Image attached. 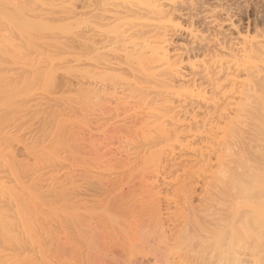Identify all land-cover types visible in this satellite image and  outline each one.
<instances>
[{"label": "rangeland", "instance_id": "rangeland-1", "mask_svg": "<svg viewBox=\"0 0 264 264\" xmlns=\"http://www.w3.org/2000/svg\"><path fill=\"white\" fill-rule=\"evenodd\" d=\"M101 1L103 3V0H0V145H1L0 146V170H1L0 172H2L0 173V179L3 177L1 179V182H3V184L6 183L5 185H9L7 187L11 189V191L9 192L8 188H5L3 186V189H2L1 187L0 196H2L1 194H3V196H8L10 194L11 197H14L16 194H18V193L14 194L15 187H16L15 192H17L18 189H19L18 191L20 194L24 191L23 194L27 195L26 197L29 199V202L31 201L30 202L31 205H29V208H26V211L24 210L25 212H23V215L26 216L25 218H27V220L28 219L31 220L32 222L34 221L33 222L34 224L35 222L37 223L38 221L37 218L40 217L37 214H41L40 220L41 218H43L41 222L43 223L44 221V223L43 224L40 223V220H39L38 222L40 223V225L42 227L44 225V227L49 228V229L46 228L48 232L53 231L58 234L57 236L60 235L59 238L60 239L64 238L62 240L63 242L65 241L66 243V245L64 246L65 243H63L62 240L57 239V241L59 240V243L55 242V244L54 243L52 244V246L54 245V248L52 247L54 250L50 249L51 251L48 252L49 254L48 256L46 255V259H43L42 257L43 260L41 259L42 260L41 261L39 259L37 260V263L41 261L39 264H47V263L50 264V262L52 261L53 264L54 263L55 264L56 263L66 264L67 259H68L67 264H167V262L168 264H171L172 260H175V262L172 261L173 264H176V263L177 264H180V263L189 264V262L190 263L194 262L193 264H196V263L201 264V262L202 264L203 263L207 264L206 262L208 259L206 260L204 257H205V254H206V258L210 259V257H212L209 255L210 248H212L211 246L214 245V247L216 248L217 245L219 247L220 245L221 246L223 245V248L225 249L226 243L232 238L233 240L231 239L230 241L231 244H233L234 246L236 245L237 247L238 246L240 247V248L238 247L239 249H237V247H234V246L232 248L233 249L236 248L237 250L234 249L235 251H238L241 249L240 251L242 252V254L240 252L241 254L239 255L240 258L237 259L238 256H236L234 257L235 260L233 261L231 259L232 262L230 261L231 263L228 262V264H264V213H262L264 212V209H262L261 214L258 217L259 220L258 219L256 220L257 217L252 218L253 215H255V214H252L253 210L251 212V209L249 208L250 209V212H249L247 208L248 205H249L248 207L258 206L257 204L261 203L260 202L261 200L262 202L264 201L263 199L264 198V118H263L264 116H262V114L264 113L263 111L264 109L261 111L264 104L263 105L260 104V106H258V110L256 106L255 107L256 110L254 109L251 112L252 114L248 112L247 114L250 113V115L248 116L246 115L245 118L243 117L244 119H246V117L248 119L247 121L245 120V122H247L248 124L244 122V119L242 120L244 122V127H241V125L243 124V122L241 121L239 122L237 121L239 124L236 122L238 126L234 124V127L235 126L237 128L239 127L238 129H235L237 132L234 131L232 128V130L234 131V135L232 133V130H231L232 134L228 132L230 136L233 135L235 137L234 142L237 143V145L233 141H232L233 145H231L232 142H229L230 147L234 146L233 147L234 149L232 147L229 148V150L231 149L232 151L231 150L228 151V152H234V154L232 153L233 156L231 155V157L233 158L229 156V154L231 153L226 154L225 156L226 160L230 159L228 160V165H227V162L224 163V166L227 165L225 168H228L231 165L228 169L230 170V172H228V170L226 169L228 175L225 174L226 177L229 176L226 178L228 179L227 180L228 182H226V184H223L225 183L224 177L222 178L223 180L221 179L223 182L216 179L219 182V186H221L222 184L224 185V188L222 186L220 187V189L217 184L216 185L218 187L215 186L216 189L218 188V190L221 192L224 190L222 193L220 192L222 195L221 197L219 195L218 197L216 196L217 194H220V193H217L219 191H217L216 189L214 190L213 189L214 185H210L209 183H208L209 185L206 183L207 186L203 184L195 185V183H193L192 181H191L192 183L190 181L188 182V179H187V183H186L187 187H184L182 186V184H179L181 182L180 178L183 177L180 174L182 170H179V174L182 177L179 176L180 180L178 179V183L176 184L177 187L175 188V185H174V188L170 187L169 191L167 190V188L164 189V187H163L164 189L163 190L162 186L158 187L161 189L159 190L158 188H156L157 186L155 184H152L153 186L154 185L156 186V187H153L156 189H153L150 184L155 182V181L153 182L155 178L151 180L152 182L151 181L149 182L150 186L146 185L147 189H144L146 188L145 186L142 189L137 188L139 192L135 190V194L137 192L136 194L137 198L135 195L136 199H134L135 201L139 197L140 200L139 199L138 200L140 202L142 199L143 202L145 201L144 204H149L151 202V205L152 204L155 205L154 203H156L157 201V200H155V202H152V200H150V202L148 201L149 199H151L150 198L151 192H152L151 189H153L155 193H156V190L159 191V193L157 192V197L159 196V203L157 206H160V208L159 207L157 208L161 210L162 214H164L163 215L164 218H160L162 219V221L160 222L161 223L164 222L161 225L166 224L165 226L168 227L169 219H171L170 216H173L172 213H170L171 215H169V212H167V210L169 209L168 207L165 206V202L167 201V199L165 198L168 192H170V195L171 196L173 195L174 198H178L179 195L176 197L177 194H180L181 195L180 197H183L182 192L185 191L184 189L191 188L190 189L191 192L190 190L188 192V189L186 190V194L188 193V197L191 198V200L187 197L185 193H183V195L184 196L186 195V198H188V199L185 198L187 201L185 200L184 201L189 204L187 205V203H185L188 206V209H185V208L184 209L185 211H187L188 215H190L188 220H190L191 216L192 218H194V220L191 218L190 222L187 221L186 219L185 221L191 223L192 220L193 222L195 220H198L201 226L202 225L200 223L201 220H199V216L198 218L196 216L199 214L200 215L205 214V211L207 212V214H209L207 209L210 210L209 212H211L214 209H217L218 207V209L220 210L219 211L218 209L215 210L216 214H214V211H213L212 213L207 215V218L205 217V220L207 221L208 216L210 217L211 214H214L216 221H218L220 218L219 221L223 222L224 217L221 218L219 213L217 214V211L220 212L223 210L222 214L223 215L225 214V218L227 216L229 218V219L226 218V221L229 220L227 221V224H225L226 221L224 218L225 222H223V224H225L224 225L225 227L227 225V229L231 228L229 226L230 223L234 224V227H233L234 229L231 228V230L233 229L235 234L233 230H232L233 234H231V232L227 230L226 228L225 229L229 231L230 233L227 231L225 232V230H223V227H224L223 224H222L223 226L222 227L220 225V222L218 221L219 224H216V225L221 226L222 229L219 227L218 230L213 231V235L214 237H216L215 235L217 234L218 236L220 235V238H219L220 241L218 239L216 240V238L213 237L216 241L212 239V240H209L210 242L209 241L207 242L206 240H208L209 238H212L209 236L212 234V232L210 234L207 232L208 226L206 224L209 225V222L212 221L210 219L213 216L209 218L210 221L208 220V222H206V221H203L204 218L201 215L202 221L207 226V229L205 227L207 237L206 235H204L203 238L201 237L199 238V235L203 236L200 233L199 235H196V238H195L196 240L200 239V241L193 240L194 242L193 241L191 242V239H190L189 244L191 243V246L198 244L199 249H200L201 245H206L208 243L206 246L210 247V248L208 247L209 252H208V249L207 250L205 249V251L207 252L205 254H202V249L200 250L198 249L196 251L195 249H193L194 251H192L193 253H191L190 255L189 252L191 251L187 252V246L189 244L185 246L186 248H183L182 243H179V241L181 240L179 238L181 234H179L180 231H179L178 226L180 223V230H183L184 233L186 232L184 230L188 228L187 232L188 234H190L191 232H193L192 224L194 223L192 222L191 224L192 226L188 223V225L191 226L192 229L190 227L183 229L182 227L185 228L187 226V223L181 220V222L183 221V224L186 223V226L185 225L183 226V224L180 221L179 222L176 221L177 218L176 220H174L175 217H173L172 220H170V222L174 220L175 223H177V228L172 229L169 232V229L163 226V230L161 232L163 233L164 231L165 235H162V233H160V237L162 236L160 239H163V237H166L168 239L176 238L174 234L178 233L176 232V230L178 229L177 231H179V233L177 235L179 237L176 239L178 240L179 244L178 243L176 244L177 240L175 239H174L175 242H173L171 239H170L171 241L170 240L168 241V239L166 238L164 239H166L167 242L165 240H162L163 242L162 241L159 242L160 239H158V242H156L157 241L156 239V241H154L152 244L154 247L152 245L151 247H149L150 246L149 245L150 243H149L146 247L136 246L135 248V246H133L134 248L132 247V249L134 250H132L129 248L130 243L128 241L127 242L123 241L129 238V236H127V238L125 237V239L123 238L125 234H123V231L121 230L126 229L125 225L121 223L120 225H123V226L119 225V228H121L120 230L117 226V224L120 222L119 219L115 218L116 220L114 221L116 222H113V221L110 222L111 220H108L110 218L109 217L107 218V216H105L106 214L103 210H106L109 208L107 206L109 205V203H107V200L110 201L111 198L108 199V196L109 197L111 196L110 191L114 190V186L117 184L116 183L117 179H118V183H120V182H123V180L125 179V178L123 179V176L127 178L128 176L133 175V173L130 174V169H127V167L131 165L129 164L130 162H135V159H131L130 156H128L129 158H126V156L129 154L124 150V148L121 149V147L123 146L122 143H124L123 138H125V136L129 137L130 139H136L134 138L135 135L133 134V137H132L131 136L132 133L128 130L131 124H133V122L139 121L140 116L139 115L136 116L134 112L132 113V109L134 107L132 106L131 103H129L128 100H127L128 103L127 101L125 102L127 97L123 96V92L121 89L122 87L121 78H125L128 75L127 70L126 71L124 70L126 69L124 68V66L127 65L124 62L126 60L123 61L125 57L122 56L124 54L122 52H125L126 48L123 44H120V42H119V45H117L118 43L112 45V46H115V48L114 47L112 48L110 43L108 44V42L106 41L107 38H109L110 36H116L115 35L117 34L116 32L120 33L121 30L119 29L122 26L120 25L121 22H118V23L112 22L114 23V25L112 23L105 24L104 21L100 19L99 16H101V14L100 13L98 14L96 12H99L98 8L101 5L100 4ZM206 1H210V0H206ZM241 6H243L244 8V12L242 15L235 18V24L239 27L240 32L244 35H250V36L256 34L257 32H264V0H241ZM47 10L49 13L47 12ZM37 11L38 12L40 11L42 13L44 12L43 14L39 12L41 15L44 16V18L43 16L40 17V14L37 13ZM48 16L49 18L47 19ZM98 18H99V21H98ZM181 22L185 26L193 27V28L200 30L202 33H205V34L208 33L207 28L197 18H195L192 23L183 22V21ZM114 26H116L117 30ZM113 27L115 28L116 31L114 30ZM220 32H221V36H226V37L233 36L232 31H229L226 29H223ZM107 33L108 35H106ZM103 34L106 36H104ZM101 38L102 39L104 38V39L102 40ZM103 41H106V44ZM116 46L118 48H116ZM104 49L105 50L108 49L109 51L108 50L105 51ZM122 49L124 51H122ZM114 51L117 52L118 54L121 53V55L116 54ZM118 51H122V52H118ZM112 53L113 54L115 53L114 54L115 56H112L113 55ZM110 54L112 57L110 56ZM116 56H119V57L121 56L120 59H122L121 60L122 62H120V59H118L119 57L116 58ZM113 57L116 59H114ZM196 59H199V57ZM107 61L108 63L106 64ZM109 63H110L109 66H111L110 69L108 68ZM117 63L118 65L121 64L120 66H122L124 69H122L121 67H118ZM122 63L125 65H123ZM102 64L107 65L108 67L107 66L105 67ZM112 66H115L118 69L120 68V70L122 69L126 73L122 72V70L121 71L117 70L115 67H114V70H112L113 68ZM117 72L118 73L120 72L119 75L120 76L122 75V77L119 78V75ZM123 75H125V77ZM263 96H262L263 98L262 102L264 103ZM30 103H32L34 107ZM259 107H260V110H259ZM127 114L128 116H126ZM249 116H252V117H249ZM249 118H253L252 121ZM240 133L243 137L240 135ZM236 136L238 137L241 136L239 138V139L242 138L241 142L239 139H236ZM230 140L228 139V141ZM34 154L37 157L34 156ZM227 156H229L230 158L227 159ZM35 157L36 158L39 157V158L36 160ZM211 158H212L210 159L211 165L212 164L216 165L215 164L216 159L213 157ZM1 159H3L2 160L3 162L1 161ZM10 160H12V162L15 161L14 163L16 164V166L14 163L10 162ZM45 160H48V163ZM42 161H43V164H42ZM38 164H40V167ZM44 164H47L48 166ZM62 164H64V166ZM12 166L15 167V169H13ZM41 166L48 167L47 169L49 171L48 170L46 172L43 171L44 172L43 173L42 170L39 169L41 168ZM1 167L3 170L6 171L7 175L5 174V171L3 173V170L1 169ZM132 167L134 168L136 166H132ZM177 168H180V167H177ZM23 170L26 171V173L25 172L23 173L22 172ZM37 170H41L42 173H40L39 171V173H36V176H35L33 172H36ZM11 173H14V176H17V178L23 174L21 176L23 181H20L22 180L21 177H19L18 178L19 180L17 181H20L21 183L23 182L24 184L22 183V185L24 187H22V185L18 183L17 184L14 183L16 182L15 179L11 181V178L13 175ZM18 173L20 174L22 173V174L19 175ZM134 173L136 174V172ZM24 174H27V175H24ZM126 174L128 176H126ZM147 175L148 177L147 176L146 177L150 180L151 174L148 173ZM24 176L27 178H25ZM39 177L41 179L43 177L44 178L41 180ZM24 178L27 181H24ZM31 181H33V183ZM42 181L43 183H41ZM213 181L214 182H211V183L215 184V180ZM217 181L216 183H218ZM37 182H38V185H37ZM47 182L49 183V187L47 186L48 185ZM113 182H115L116 184L114 185ZM158 182L159 181L156 180V183ZM11 184L12 185L15 184L14 187ZM44 184L46 185V187ZM121 184L120 185L117 184L118 186L116 185L118 187L117 189L118 191L113 192L114 194L119 193V189L121 191L122 189ZM26 185L29 187V190ZM112 185L114 186L112 187ZM17 186L19 188H17ZM39 186L41 190L35 188V187L39 188ZM209 187H211L210 188L211 190L209 189ZM23 188L25 190H22ZM171 188H173L174 191ZM176 189L177 191H175ZM178 189H181V190L183 189L184 191L183 190L181 191ZM212 189L215 192L217 191L216 192L217 194L214 193ZM3 190H6V191L4 192ZM82 190L83 191L86 190L87 192L85 191L83 193ZM115 190H116V187H115ZM165 190L167 192H165ZM7 191L9 194L7 193ZM210 191L213 194L209 193ZM79 192H82L83 195ZM28 193H30V195ZM88 193L90 194V196ZM35 194L37 195V198ZM139 194L140 195L142 194V196L144 194H148V195H144L142 197ZM163 194L164 195L166 194V196H164ZM189 194L191 195V197ZM33 195H35V197ZM209 195H214L215 198L214 196L211 197ZM145 196L147 197L149 196V198H146ZM204 196L207 199H205ZM250 197L252 199L254 198L252 200V203H251ZM32 198H35V199H32ZM209 198L212 200V202L207 203V201H210ZM257 198H259L258 203H256ZM245 199H246L245 202H247V205L245 203L244 204L242 203ZM182 200L179 199L178 201H182ZM214 200H217V201H215L214 203L213 202ZM254 200H255L254 203L256 204H253ZM133 201H131L133 204H131V202L125 201L126 203L128 202L127 204L129 207L123 204L125 202H121L122 203L121 205L122 206L124 205L123 208L121 206V209L125 210L128 208H132L133 206L134 208L137 207L139 205L138 204L139 201H136L137 206L134 205L135 201L134 202ZM147 201L148 203H146ZM163 201H165L164 204L162 203ZM216 202L218 204L221 203L222 205L221 204L220 205L222 207L219 205L216 206ZM129 203L131 204V206L132 205L133 206L130 207ZM213 203L215 204L216 208H213L214 205L211 207ZM3 204L4 205L2 208H4L6 203L3 202ZM141 204L142 205H139V207L135 209L132 208L133 210H135V213L140 212V209L142 208L141 206H144V207L147 206V205L145 206L143 203ZM185 204H182V205L187 207ZM238 204L240 206H243L244 209L246 206L247 210L245 209V211H247L248 213L243 212L242 210L244 209L242 207L241 212L240 210L235 211V213L238 211V215L237 217L236 216L234 217L233 214L235 213H233L234 212L233 205L234 206L237 205L234 208L238 209L239 208ZM149 205L146 207L147 209L146 208L144 209L148 210L149 208L148 211L153 210L154 209L152 207L153 205L152 206L151 205L149 206ZM6 206H5V210L6 209L8 210ZM207 206L208 207L210 206L211 209L213 210L209 209ZM228 206H229V209H228ZM230 206L232 207L230 208ZM150 207L153 209H150ZM189 207L195 210L194 211L190 210ZM262 207H264V204ZM203 208H204V212L202 211ZM230 209L232 210L233 214H229L230 215L229 217L227 212L228 210L229 212H231ZM136 210H139V212H136ZM192 211L194 215H196L197 213L198 214L196 216H193ZM103 212L105 215L103 214ZM131 212H134V211L131 210ZM166 212L168 213L170 218L168 217ZM242 212L244 213V215ZM129 214H131L129 216V219L132 215H134L131 217L133 219V218H136L140 213L138 215L137 214L135 215L132 213H129ZM162 214H160V217L162 216ZM217 215H219L218 219L216 217ZM232 215H233V218L231 217ZM262 215H263V218H261ZM247 217L250 220V222L249 224L247 223L246 225H248L247 227L251 229L250 230L251 232H249V229L247 228V231L249 233L244 234L242 232V229H240V227L244 226L245 222H248V220H245L247 219ZM68 218H70V221ZM139 218H137L138 221L140 220ZM141 218L143 220L139 222L140 224L142 223V221H145V217L141 216ZM34 219L35 220L37 219V220L35 221ZM66 220H68L69 222L67 221L68 223H65ZM231 220L232 222H230ZM135 221L136 220L134 219L132 222H135ZM138 221L135 223L139 224ZM213 221L211 223H213ZM21 223L23 222L21 221ZM110 223L111 224L115 223L116 227L118 228V231L112 230L114 226L112 227ZM128 223L130 224L131 221H129ZM145 223L143 222L142 224H145ZM66 224H68L69 226L70 225L72 226L69 227ZM80 225L81 227H83L81 230H79L81 227H77ZM195 225H197L196 222L194 226ZM200 226H195V227L200 228ZM210 226L212 228L214 225L210 224ZM62 227L66 228V229L63 228L65 230V234L63 232L64 230H62ZM50 228L52 231H50ZM213 228L215 229L216 226H214ZM189 229H191L192 231ZM72 230L73 232H69ZM202 230L204 231V227ZM202 230H199V232ZM222 230L223 232H221ZM80 231L82 233L81 235H80ZM116 231L121 234L118 235ZM173 231L175 232L174 234H173ZM209 231H212V230L209 229ZM219 231L222 234L225 233V235L223 234L224 236H222V234L218 233ZM53 232L51 234L54 235ZM195 232H193L194 234L191 233V235L194 236L196 234ZM39 234H41V231L39 232ZM68 234L70 236H68ZM188 234L182 235V236L185 235V237H183L184 239H182L184 243L183 245L187 243L184 240L188 238ZM229 234L232 237H230ZM9 235H13V234L9 233ZM82 235L83 237H81ZM84 235L85 236L87 235V236L85 237ZM121 235L123 236L121 237ZM191 235H189V238L192 237V239H194V237ZM37 237L39 236H36V238L34 239H37ZM119 237L123 238V240L120 239ZM224 237L227 239L223 241V239L221 238H224ZM42 238H40L39 240L40 241L47 240L46 238H44V240ZM65 238H68V239L65 240ZM76 238H78L77 241H76ZM72 239L75 240L74 243ZM80 239H81V242L79 241ZM121 240L125 242V245ZM217 241H219L220 243L222 241L223 242L220 244L219 242L217 243ZM116 242L117 243L121 242V244L120 243L117 244ZM171 242L176 244L177 246L175 247V245L172 244ZM224 242H225V245L223 244ZM56 243H57L58 248L56 246ZM126 243L128 246H126ZM157 243H160L159 244L160 246ZM228 243H227V246H228L227 248H230L229 245L231 246V244L228 245ZM74 245H77L76 246L77 249L74 248L75 247ZM117 245L118 247L121 246V248L120 247L118 248ZM171 245H174L176 249H180L177 247L181 245L183 250L186 249V251L182 250L185 254L183 252L181 254L180 252V254L175 253V256H173L174 253L172 254L171 252L173 251L174 247ZM62 246L63 248L64 247L66 248V246L68 247L66 249L64 248L67 252L66 251L64 252V249H62ZM79 246H81V248ZM195 246L193 247L189 246L190 248H188V250H192V248H195ZM122 247L123 249L127 247L125 249L126 250L130 249V250L126 252L125 249L122 250ZM147 247L150 249H148ZM214 247L212 249H214ZM204 248H207V247L204 246ZM60 249H61V252H60ZM111 249H113L112 250L113 252L111 251ZM114 249H119L118 251L120 252L121 255L114 253L115 251ZM120 249L122 251H120ZM164 249H166L169 254L162 253V252H167ZM233 249H229V250H233ZM169 250H172V251L169 252ZM57 251H59L60 253ZM198 251H201L200 253L201 255H199L201 257L196 256V254H194L195 252H198ZM115 254H117L118 256H115ZM165 254L167 256H165ZM237 254H239V251L237 252ZM208 255L210 257H207ZM64 257L66 260L62 259ZM195 257L197 258L196 263H195ZM49 258L51 259L50 261H48ZM59 259L60 260L62 259L61 261L63 262H60ZM162 260H165V261L167 260V262L162 261ZM210 260H212V258ZM216 260H217V257L213 258V262L209 261L208 264L210 263L211 264H217V263L221 264L224 261L222 259L223 261L220 260L219 262L221 263H219L217 260V263H216ZM227 261L228 260H226L225 262ZM225 262L224 264H226Z\"/></svg>", "mask_w": 264, "mask_h": 264}, {"label": "bare ground", "instance_id": "bare-ground-1", "mask_svg": "<svg viewBox=\"0 0 264 264\" xmlns=\"http://www.w3.org/2000/svg\"><path fill=\"white\" fill-rule=\"evenodd\" d=\"M100 4L101 5L98 8L99 12H96V13L101 14L102 17L99 15L98 16L100 17V19H102L104 21L105 24L106 23L110 24L112 22H114V23L115 22H117V23L121 22L120 25H122V26L119 29V30H121L120 33L116 32L117 33V34H115L116 36H110L109 38H107L106 41L108 42V44L110 43L111 46L114 44H117V43H118L117 45H119V42H120V44H123L126 48L125 52H122V51H124L123 50L124 48L122 49V51H118V52L124 53L122 55L123 57H125L123 59V61L126 60L124 62L127 65L124 66V68H126V69H124L122 66H120L121 64L118 65V63H117V65H118V67H121L125 71L127 70V73H128V75L126 77H125V75H123L125 78H121V82H122L121 83L122 84L121 89L123 92V96L127 97L125 102L128 100L129 103H131L132 106L134 107L132 109V113L134 112L136 116L137 115L140 116L139 121L133 122V124H131V126L129 127V130H128L132 133V135L130 133L129 134L132 137L134 134L135 135L134 138H136V139H130L129 137L125 136V138H123L124 139L123 140L124 143H122L123 146L121 147V149L124 148V150L129 154L126 156V158H129L128 156H130L131 159H135L136 163L130 162L129 164H131V165L129 167H127V169H130V174L133 173V175H132L133 177L131 175L128 176L126 174V176H128V177L126 178L125 176H123V179L125 178L124 179L125 181L122 179L123 182H120V183H118V179H117L116 183L119 185L122 183L121 184L122 187L120 186L122 189H121V191L119 189V193H115V194L113 192L118 191L117 190L118 185L115 182H113L114 185L116 184L117 186L112 185V187L114 186V190H111L112 191V193L110 191L111 196L110 197L108 196V199L111 198V200L110 201L107 200V203H109V205H107V206L109 208L106 207L108 209L105 208L106 210H103L106 215L104 214V212H103V214L105 216H107V218L108 217L110 218V219H108V220H111L110 222H112V221L116 222V221H114V220H116L115 218L119 219L120 222L117 224L118 228H119V225L121 223L123 225H125L126 229H124V230H121V228H119V229L121 231H123V234H125V235L127 234V235L126 236L121 235V237L123 236V238L125 239V237L127 238V236H129V238H127L128 240L127 239L123 240V238H120V237L119 238L122 239L123 241H126V242L128 241L130 243V246H131V247L129 246L130 249H132L133 246H135V248H136V246L137 247H139V246L146 247L149 243H150L149 247H151V245L153 244L154 241H156V239H157L156 242H158V239H160L162 237V236L160 237V233H162L161 231L163 230V226L166 225V224L161 225L164 222L161 223L160 221H162V219H160V218H164L163 217L164 214H162L161 210L157 208V207L160 208V206H157L159 203V196L157 197V192L159 193V191L156 190V193H155V191H153V189H156V188L162 186V189L164 187V189L167 188V190L169 191V188L170 187L174 188V185L176 188L177 187L176 184L178 183V179L182 176L183 177L180 178L181 180L180 179L179 180L181 182L182 181L183 182L181 183L179 181L180 182L179 184H182V186H184V187H187V184H186L187 179H188V182L192 181L193 183H195V185H201V184L206 185V183L207 184L209 183L210 185H214V188H213L214 190L216 189L215 186H217V185L219 186V182L216 179L223 182L222 178L224 177L225 183H223V184H226V182H228L227 181L228 179H226V178L229 176L226 177L225 174L228 175L227 170L229 169V167L231 165L228 168H225V167L228 165V160H230L228 158L231 157L232 153L234 154V152H228L231 150V149L229 150V148L234 147V146L230 147L229 142L235 141V137L233 136L234 131H236L235 129L239 128V127L237 128L236 126L234 127V124L237 125V123L239 121L243 122L242 120L245 118L246 115L248 116V115H250V113L254 109L256 110V108H255L256 106H257V110H258V106H260V104H262V105L264 104L262 102L263 101L262 96L264 95V32H257L256 34H254L252 36L244 35L240 32L239 27L235 24V18L242 15L244 12V8H243V6H241V0H210V1H206V0H103V3L101 1ZM45 10H43V11H45ZM39 12L37 11V13H39ZM47 12H48V10H47ZM40 13H42V12H40ZM41 16H43V15L40 14V17ZM43 18H44V16H43ZM48 18H49V16L47 17V19ZM195 18H197L207 28V30H208L207 34L202 33L200 30H198L196 28L185 26L181 22V21H183V22L192 23ZM98 21H99V18H98ZM103 21H101V22H103ZM114 23H112V24L114 25ZM117 26H118V24H117ZM114 27L116 28V26H114ZM115 28H114V30H115ZM223 29L232 31L233 36H228V37L221 36L220 31ZM116 30H117V28H116ZM106 35H108V33ZM106 35H104V36H106ZM106 41H103V42H105V44H106ZM113 47L115 48V46H112V48ZM116 48H118V47L116 46ZM121 48H120V50H121ZM108 49H106V50H108ZM115 53L118 54L117 52H115ZM114 54L112 56H115ZM107 55H108V53H107ZM118 55H121V53ZM110 56H111V54H110ZM117 57H119V56H116V58ZM198 57H199V59H196ZM116 58H114V59H116ZM120 58H121V56L118 59H120ZM121 60L122 59H120V62H122ZM108 61L106 62V64L108 63ZM110 63L108 64V66L110 65ZM125 64H123V65H125ZM102 65H104V64H102ZM104 66L106 67L107 65H104ZM112 67H113L112 70H114L115 66H112ZM108 68L110 69L111 66H109ZM115 68L117 70H120V68L119 69L117 67H115ZM122 72H124V71L122 70ZM119 73H118V75H119ZM124 73H126V72H124ZM120 77H122V75L121 76L119 75V78ZM119 83H120V81H119ZM128 101H127V103H128ZM30 104H32V103H30ZM35 104H36V102H35ZM32 106L34 107L33 104H32ZM261 108H262V106H261ZM263 109H264V105H263V108L261 109V111ZM259 110H260V107H259ZM248 112H250V113L247 114ZM254 113H255V111H254ZM254 113H253V115H254ZM255 115H256V113H255ZM126 116H128V114ZM262 116H264V113L262 114ZM132 117H133V115H132ZM249 117H252V116H249ZM253 118H249V119L252 121ZM245 120L246 121L248 120L247 117H246V119H244V122H245ZM244 122L241 125V127H244ZM245 123H247V122H245ZM245 126H247V125H245ZM232 128L234 131L232 130ZM245 128H247V127H245ZM231 130L233 133V135H232L233 138H232V136H230V134H232ZM235 135H237V134H235ZM240 135H241V133H240ZM228 136H230L231 138ZM237 137L238 136H236V139L240 138V137H238V138ZM228 139L229 140L231 139V140L228 141ZM241 139H239L240 142H241ZM233 142L231 143V145H233ZM237 142H239V141H237ZM235 144L237 145V143H235ZM229 153H231V154H229ZM226 154H229V156H230V157L227 156L228 160H226V157H225ZM34 156H36V155L34 154ZM211 157L216 159V161H215L216 165H214V164H212L213 166L211 165V163H210V159H212ZM38 158H36V160ZM231 158H233V157H231ZM2 160L3 159H1V161ZM45 161H47V163H48V160H45ZM132 161H134V160H132ZM10 162H12V160H10ZM14 162H12V163H14ZM226 162H227V165L225 164L226 166H224V163H226ZM53 163H54V161H53ZM229 163H230V161H229ZM42 164H43V161H42ZM38 165L40 167V164H38ZM44 165H47V164H44ZM62 165L64 166V164H62ZM15 166H16V164H15ZM32 166H33V164H32ZM132 166H136V167L133 168ZM177 167H180V168L182 167V168L180 169ZM47 168L48 167H46V166L45 167L41 166V168H39V169H41L42 172L43 171L46 172L48 170ZM1 169H2V167H1ZM13 169H15V167H13ZM41 170H37L38 172L36 171L33 173L36 176V173H39V171H40V173H42ZM179 170H182V172H180V174L182 176L179 174ZM4 171L5 170H3V173H4ZM26 171L23 170L22 172L26 173ZM133 171L136 172V174ZM228 172H230V170H228ZM0 173H2V172H0ZM148 173L151 174L150 180L147 178ZM5 174H6V171H5ZM11 174H13L11 181H13L15 179L16 182H14V183H16V184L18 183V184L22 185L23 182L21 183L20 181H23V179L21 177L23 174L21 173L22 174L21 175L20 173H18L19 175H21V176H19L22 179L20 181H17V180H19L18 179L19 177L17 178V176H14V173H11ZM30 174H32V173H30ZM24 175H27V174H24ZM25 178H27V177H25ZM25 178H24V181H27V180H25ZM153 178H155V179L153 180ZM1 179H0V182H1ZM33 179H31V180H33ZM37 179H38V177H37ZM146 179H148L149 181ZM151 180H153V182L155 181L154 183L150 184L151 187L152 188L156 187V186L157 187L151 189V191H152L151 196H150L151 199H149V200L146 199V200H148L149 202H150V200H152V202H155V200H157L158 202L156 201V203H154L155 205L152 204L153 206L151 205V202L149 203L157 211H155L151 207H150V209H153V210L148 211L149 208H148V210H145L144 208H146L149 204H144L145 201L143 202L142 199L140 202L139 201L140 198L138 197L139 200L138 199L136 200V201H139L138 204L142 205L141 203H143L145 206L146 205L147 206L146 207L141 206L142 208L141 209L139 208L140 212H139V210H136V212H139L140 214L135 213V210L132 209V208H134V206L133 205H132L133 207L131 206V204H133L131 201H133L134 199L137 198V195H136L137 192L135 194V190L138 191L137 188L142 189L146 185H149V182ZM156 180L159 181L160 184H159V182L156 183ZM213 180H215V184L211 183V182H214ZM43 181L41 183H43ZM216 181L218 183H216ZM31 182L33 183V181H31ZM5 184H3V182H1L0 185H2V186H0V188L2 187V189H3V186L5 188H8L7 186H9V185H5ZM152 184H155L156 186L155 185L153 186ZM179 184H178V186H179ZM223 184L222 185L220 184L221 186H219V189L222 186L224 188ZM14 185H12V186L14 187ZM20 185H18V186H20ZM37 185H38V182H37ZM18 186H17V188H19ZM47 186L49 187V183ZM22 187H24V186L22 185ZM45 187H46V185H45ZM115 187H116V190H115ZM35 188L41 190L40 186H39V188L38 187H35ZM173 188H171V189L173 190ZM210 188L211 187H209V189ZM14 189L16 191V187ZM111 189H113V188H111ZM144 189H147V186ZM158 189L161 190L160 188H158ZM187 189L189 192V190L191 188L190 189L185 188L184 189L185 191L182 189L184 191V192H182L183 197H180L181 195L177 194L176 197L178 195H179V197L174 198L173 195H172L173 197L170 195V192H168L169 195L167 194V196H166V194L165 195L163 194L164 196H166V198L165 197L164 198L167 199V201L166 202L163 201L162 203L164 204V202H165V206L168 207L169 210H167V212H169V215H171L170 213H172V215H173V216H170L171 219H169L168 227L167 226H165V227L169 229V232L172 229H176L177 223H175V221H174V220H176V218H177L176 221H178V222L179 221L181 222V220H183L184 222L187 223V226H186V223L183 224V221L181 222L183 224V226L184 225L186 226L185 228L181 226L183 229H186L187 227H190L192 229L191 226L193 225L192 230H193V232L196 231L195 232L196 234L194 236L191 235V233L194 234L193 232L188 234V232H187L188 228L186 230H184V231H186L185 233L183 232V230H180V223L178 226L180 233H179V231H177L178 229L176 230V232L181 234V236L179 237L177 235L178 233L174 234L175 232L173 231V234L176 236V238L179 237L181 239L180 241H182V242L179 241V243H182L183 248H186L185 246L189 244L190 239H191V242L193 240H196L195 239L196 235H199L201 233V235H203V236L199 235V238L200 237L203 238L204 235H206L205 227L207 229V226H208L207 232L209 234L212 232L211 235H209L208 233L207 234L212 238H209L206 241L208 242L209 240H212V239L215 240L214 238H216V240L217 239L219 240L220 235L218 236V234L216 233L217 235H215L216 237H214L213 231L218 230L219 227L222 229V227L225 224H227V221H229V220L226 221V218L229 219L228 216L225 218V214L224 215L222 214L223 210L221 209L222 211L218 212L220 209H218V207H217V209H218L217 214L219 213L221 218L224 217L226 223L223 224V222H225L224 218H223V222H220L219 221L220 218L218 217L219 215H217L216 217H217V219L219 218L218 221L220 222V225L222 226V224H223V226L221 227L219 225H216V224H219V222L216 221V218L214 215V214H216L215 210H217V209H214V210L211 209V207L213 205H214L213 208H216L214 203L217 200H214L213 201L214 203L211 205V207L210 206L209 207L207 206V207L214 211V214L210 215V217L213 216V217H211L210 220H212V221L215 220L216 223H215V221H213V223H215V224L211 223L212 221L209 220V218H210L209 216H208L207 221L205 220V217L207 218V215H209L210 213L213 212V211L209 212L210 210L207 209L209 214H207L206 211H205L206 215L201 214L202 217L204 218L203 221H206V222H208V220L210 221L209 225L206 224L207 225L206 226L201 219V215L200 214L197 215L198 214L197 212H196L197 216L194 215L193 211L195 209L193 210L192 208L189 207L190 210H193L192 211L193 216H196L197 218L199 216V220H201L203 222L202 223L200 221V223L202 224L201 225L202 228H201L198 220H195L193 222L194 218H192V216H191V218L193 219L192 222L194 224H195V222L197 223V225H195V226H200V228L198 227L199 230H202L204 227L205 232L203 230L202 231L204 233L202 231L199 232L198 228H196L194 226V224H192V222L189 223L191 221V218H190V220H188L190 215H188L187 211H185V209H188L187 205H189L187 202H185V201H187L186 199L189 198L188 193L186 194ZM18 190H17V192H15L14 190L13 191H14V194L18 193L19 196H18V194H16L14 197H11V195L8 193V191H7V193L10 196L8 194H7L8 196H3V194H1L2 196H0V264H36L37 260H39V259L41 260L42 257H43V259H46V255L48 256L49 255L48 252L51 251L50 249L54 248V245L52 246V244L53 243L55 244V242L59 243V240L57 241V239H60L59 238L60 235L57 236L58 234L53 232L51 230V228H50V231H52L54 233V235L51 234L52 232L47 231V229H49V228L44 227V225H43V227L40 225V223H42L41 221L43 219V218H41V220H40L41 214H37L40 216V217L37 216V217H39L37 219H38V221L40 220V223L37 221V223L35 222L33 224L34 221L32 222L29 219H28L29 220L28 221L27 218H25L26 216L23 215V212L26 211V208H29V205H31V203H30L31 201L29 202V199L26 197L27 195L23 194L24 191L20 194ZM22 190H25V189L23 188ZM28 190H29V187H28ZM28 190H27V192H28ZM77 190H76V192H77ZM178 190H181V189H178ZM216 190L219 191L218 188ZM3 191L5 192L6 190H3ZM10 191H11V189H9V192ZM85 191H83V193ZM175 191H177V189ZM140 192H142V191H140ZM165 192H167V191L165 190ZM190 192H191V190H190ZM216 192L214 191V193H216ZM220 192L221 191H219L217 193H220ZM0 193H1V191H0ZM30 193H28V194L30 195ZM79 193H81L83 195L82 192H79ZM183 193H185L188 198H186V195L184 196ZM209 193H211V191ZM221 193L217 194V195L215 194V195L217 197H218V195L221 197L222 196ZM142 194L141 195L139 194V195L142 196ZM192 194H194V193H192ZM211 194H213V193H211ZM35 195H33V196L35 197ZM135 195H136V198H135ZM144 195H148V194H144ZM205 195H206V193H205ZM89 196H90V194H89ZM209 196L212 197L214 195H209ZM145 197L149 198V196L148 197L145 196ZM190 197H191V195H190ZM36 198H37V195H36ZM214 198H215V196H214ZM32 199H35V198H32ZM32 199H30V200H32ZM179 199L182 201H178ZM189 199L191 200V198H189ZM205 199H207V198L205 197ZM250 199H251V203H252V200L254 198L252 199L250 197ZM258 199L259 198H257L256 203H258ZM143 200H145V199H143ZM125 201L131 202V204L129 203V205L132 208H128L125 210L121 209V206H122L121 202H125ZM136 201L134 202L135 206H137ZM148 201L146 203H148ZM245 201H246V199L242 203L243 204L245 203L247 205V202H245ZM3 202L6 203L7 206L6 205L5 206L8 208V210L7 209L5 210V206H4V208H2L4 205ZM208 202H212V200L210 199V201H207V203ZM254 202H255V200L253 201V204H256ZM260 202L261 203L257 204L258 206H252V207L251 206L248 207L249 205L247 206L249 212H250V209H251V212L253 210L252 214H255V215H253L252 218L257 217L256 220L257 219L259 220L258 217L260 216L262 209H264V207H262L264 204V201L262 202V200H261ZM127 203L125 202L123 204L128 206ZM185 203H187V205ZM238 203H240V202H238ZM182 204H185L187 207H185ZM220 204L221 203L218 204L216 202V206H218V205L221 206L222 204L221 205ZM261 204H262V206H261ZM139 205L137 207H139ZM207 205H209V204H207ZM123 206H122V208H123ZM127 206H125V207H127ZM236 206L233 205V211H234L233 213H235L236 210H240V212H241L243 206L239 205L238 207L239 208L241 207L240 209L234 208ZM137 207H135V208H137ZM221 207H219V208H221ZM231 207L232 206H230V208ZM260 207H261V209H260ZM204 208L202 210L203 212H204ZM247 208L245 206L246 210H247ZM228 209H229V206H228ZM243 209H244V207H243ZM245 209L242 211L247 212V211H245ZM131 210L134 212H131ZM141 210H143V211H141ZM129 213H132L135 215L139 214V215L133 219L131 217L134 215H132L129 219V216L131 215ZM233 213H232V210H231V212H229V210L227 212L228 215L233 214ZM262 213H264V212H262ZM160 214H162L161 217H160ZM235 214H233L234 217L235 216L237 217L238 211ZM66 215H67V213H66ZM140 215L145 217V221H142V223L146 222L145 224L139 223V222H141V220H143ZM167 215H168V213H167ZM169 215H168V217H169ZM203 215H205V216H203ZM233 215L231 216L232 218H233ZM243 215H244V213H243ZM69 217H71V216H69ZM173 217H175L173 220L174 223H173V221L170 222V220H172ZM229 217H230V215H229ZM248 217H250V216H248ZM248 217H247V219H245V220H248V222L244 221L245 222L244 226L240 227V229H242V232L244 234L251 232L250 231L251 229H249L247 227L248 225H246L247 223L249 224V222H250ZM137 218H139L140 220L138 221ZM261 218H263V215L261 216ZM68 219L70 221V218H68ZM134 219L136 220L135 222L138 221V223L140 225L135 223V222H132ZM185 219L189 222L185 221ZM128 220L131 221L130 224L128 223L129 222ZM21 221L23 223H21ZM30 221H31V223H30ZM67 221L68 220H66L65 223L69 222V221L68 222ZM19 222H20V224H19ZM71 222H72V220H71ZM230 222H232V220ZM38 223H39V225H38ZM43 223H44V221H43ZM188 223L190 225L191 224L192 225L189 226ZM210 224L216 226L217 229L216 228L214 229L213 228L214 226L211 228ZM230 224H229V226L231 228H233L234 224H231V225ZM66 225H68V224H66ZM111 225H112V227L114 226V228H112V230L118 231V228L116 227L115 223H112ZM123 225H120V226H123ZM70 226H72V225H70ZM65 227H62V230H64L63 228H65ZM74 227H75V225H74ZM77 227H81V225L77 226ZM77 227H76V229H77ZM82 228L83 227H81L80 229L78 228V229L81 230ZM194 228H196V229H194ZM225 228L227 229V225H226V227L225 226L223 227V230H225V232L227 230H229L231 232V234H233L234 228L232 229L233 232H232L231 228H229L227 230ZM247 228L249 229V232L247 231ZM191 229H189V230H191ZM209 229L212 231H209ZM221 229H219V230H221ZM73 230L69 231V232H73ZM223 230L221 232H223ZM38 231L39 232L41 231V234H43L45 236L39 234ZM229 231H227V232H229ZM63 232L65 234V230ZM158 232H159V234H158ZM181 232L183 234H186V235L188 234V238H189V235L193 236L194 239H192V237L189 239L187 238L188 240L185 239L184 241L187 243L185 245H183L184 243H183L182 239H184L183 237H185V235L182 236L183 234ZM197 232H198V234H197ZM221 232L219 231L218 233L222 234ZM9 233H12L13 235H9ZM76 233H77V231H76ZM117 233H118V235L121 234L119 232H117ZM81 234L82 233L80 231V235ZM173 234H171V235H173ZM223 234L225 235V233H223ZM223 234H222V236H224ZM234 234H235V232H234ZM158 235H159V237H158ZM162 235H165L164 231H163ZM36 236H39V237L42 236V237L46 238L47 240L45 239L46 241H42V240L40 241L39 239L42 237H40V238L37 237V239H34V238H36ZM68 236H70V235L68 234ZM64 237H65V235H64ZM81 237H83V235ZM167 237H168V235H167ZM206 237H207V235H206ZM230 237H232V236L230 235ZM44 238H42V239L44 240ZM78 238H76V241ZM164 238H166V237H163V239H160L159 242L162 240L166 241V239H168V238H166V239H164ZM176 238H173V239L170 238V239L173 242H175L174 239L177 240ZM62 239H64V238H62ZM62 239H60V240H62ZM66 239H68V238H65V240ZM170 239H168V241ZM221 239H223V241H224L227 238L224 237ZM231 239L229 240V238H228V240H229L228 241L229 243L227 242L228 245L231 244V242H230ZM34 240H36V241H34ZM202 240H204V239H202ZM79 241L81 242V239ZM196 241H200V239H198ZM215 241H213V242H215ZM219 241H217V243ZM62 242H63V240H62ZM74 242H75V240H73V243ZM63 243H65V241ZM118 243L121 244V242H118ZM123 243L125 245V242H123ZM123 243H122V245H123ZM177 243H178V240H177L176 244ZM227 243L225 246L226 248L228 247ZM232 243H233V241H232ZM70 244H72V243H70ZM157 244L159 245L160 243H157ZM164 244H165V242H164ZM172 244H174V243H172ZM176 244H174L175 247L177 246ZM223 244L225 245V242ZM61 245H63V244H61ZM65 245H66V243L64 244V246ZM80 245H81V243H80ZM174 245H171V246L174 247ZM195 245L191 246V243H190L187 246V252L191 251V252H189L190 255H191V253H193L192 252V251H194L193 249H195V251L199 249V245L198 244H197L198 246L197 245L195 246ZM206 245H201V247H200V249H202V254H205L207 252V251H205V249L206 250L208 249V252H209L210 247L206 246ZM215 245H217V244H215ZM56 246H57V243H56ZM59 246H60V244H59ZM67 246H68V244H67ZM67 246H66V248H68ZM74 246H75L74 248L77 249V247H76L77 245H74ZM126 246H128L127 243H126ZM179 246L177 248H180V249H176L174 247L176 250L173 248V251L169 250V252L172 251L171 253L172 254L174 253L173 256H175V253L180 254V252H181V254H182L183 251H186V249H184V250L182 249L181 245H179ZM189 246L190 247L195 246V248H192V250H188V248H190ZM202 246H203V248H202ZM204 246L207 248H204ZM233 246L234 245L231 244V246L229 245L230 248L224 249L223 245L222 246L220 245V247L223 248V249H221L218 245L216 246V248L214 247V245H212L211 247L212 248L214 247V249L210 248V252H209V255L212 257H210L209 255L207 256V257H210V259L212 258V260H210L209 258H206V254H205L204 258L206 260L208 259L206 263L208 264L209 261L213 262V258H216V257H217V260L220 259V257H221L220 260H222V259L224 260V261L222 260L223 263L219 262L220 260H218V262L221 264H224V262L226 260H228L227 262H225L226 264H228V262H230V261L232 262V260L234 261L235 260L234 257H236V256H238L237 259H239L240 258L239 255L242 254V252L240 251L241 249L238 250L239 254H237L238 251H235V250L239 249L240 247L238 246L239 247L238 248L235 245L234 247H237V249L234 248L235 249L234 250L232 248ZM79 247L81 248V246H79ZM117 247H118V245H117ZM119 247L121 248V246H119ZM123 247H122V250L127 248V247H125L123 249ZM168 247H170V246H168ZM57 248H58V246H57ZM64 248L62 246V249H64ZM162 248H163V246H162ZM65 249H64V252L66 251ZM148 249H150V248H148ZM211 249H212V251H211ZM229 249H233V250H229ZM70 250H71V248H70ZM112 250L113 249H111V251ZM114 250H115L114 253L121 255L120 252L118 251L119 249H114ZM122 250L120 249V251H122ZM129 250H126V252H128ZM132 250H134V249H132ZM164 250H166V249H164ZM177 250H179V251H177ZM57 252H59V251H57ZM60 252H61V249H60ZM77 252H78V250H77ZM112 252H110V253H112ZM198 252H199V254H198ZM198 252H195L194 254H196V256L201 255L200 254L201 251H198ZM240 252H241V254H240ZM162 253L169 254L168 251L162 252ZM210 253H212V254H210ZM117 254H115V256H118ZM165 256H167V255L165 254ZM119 257H121V256H119ZM199 257H201V256H199ZM157 258H158V256H157ZM202 258H203V256H202ZM62 259H65V257ZM159 259H161V258H159ZM173 259H174V257H173ZM187 259H188V257H187ZM237 259H236V261H237ZM50 260L51 259L49 258L48 261H50ZM61 260H60V262H63ZM169 260H170V258H169ZM178 260H177V262H178ZM193 260H194V258H193ZM217 260H216V263H217ZM162 261H165V260H162ZM172 261L175 262V260H172ZM172 261H171V264H173ZM196 261H197V258L195 257V263H196ZM67 262H68V259H67ZM67 262H66V264H67ZM165 262H167V260ZM39 263H37V264H39ZM51 263H52V261L50 262V264ZM193 263L189 262V264H193ZM47 264H49V263H47ZM167 264H168V262H167ZM201 264H202V262H201Z\"/></svg>", "mask_w": 264, "mask_h": 264}]
</instances>
